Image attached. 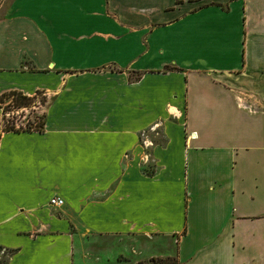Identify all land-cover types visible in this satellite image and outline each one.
<instances>
[{
	"label": "crops",
	"instance_id": "obj_1",
	"mask_svg": "<svg viewBox=\"0 0 264 264\" xmlns=\"http://www.w3.org/2000/svg\"><path fill=\"white\" fill-rule=\"evenodd\" d=\"M10 91L3 264H264V0H11Z\"/></svg>",
	"mask_w": 264,
	"mask_h": 264
},
{
	"label": "rangeland",
	"instance_id": "obj_2",
	"mask_svg": "<svg viewBox=\"0 0 264 264\" xmlns=\"http://www.w3.org/2000/svg\"><path fill=\"white\" fill-rule=\"evenodd\" d=\"M11 0H0V17L4 14L9 6ZM17 96H5L1 98L0 108V131L5 126L13 125L16 129L28 130L37 126L42 118L41 106L44 104V96L40 93L34 95L31 102L27 106H19L16 104ZM34 106L38 107L35 108ZM158 130V129H157ZM10 255V250L0 249V264L5 263ZM145 260L143 262H147ZM173 264H178L176 259L170 257V261Z\"/></svg>",
	"mask_w": 264,
	"mask_h": 264
},
{
	"label": "trees",
	"instance_id": "obj_3",
	"mask_svg": "<svg viewBox=\"0 0 264 264\" xmlns=\"http://www.w3.org/2000/svg\"><path fill=\"white\" fill-rule=\"evenodd\" d=\"M17 96L16 98V104L17 107L19 106H27L29 102H31L32 98L23 95L20 92H16V91H10L8 93H4L2 96H0V102H1V98L5 97V96ZM42 127V118L40 119V122L37 124V126L33 129H28V130H21V129H16L13 125L11 126H5L1 131H0V137L2 135L3 132H8V131H30V130H40ZM170 261V258H151L149 259L147 262H143V261H139L135 264H173Z\"/></svg>",
	"mask_w": 264,
	"mask_h": 264
},
{
	"label": "built area",
	"instance_id": "obj_4",
	"mask_svg": "<svg viewBox=\"0 0 264 264\" xmlns=\"http://www.w3.org/2000/svg\"><path fill=\"white\" fill-rule=\"evenodd\" d=\"M49 204L55 208H60L63 206L64 202L59 197H53L49 200Z\"/></svg>",
	"mask_w": 264,
	"mask_h": 264
}]
</instances>
